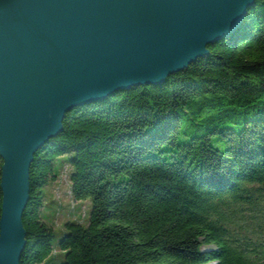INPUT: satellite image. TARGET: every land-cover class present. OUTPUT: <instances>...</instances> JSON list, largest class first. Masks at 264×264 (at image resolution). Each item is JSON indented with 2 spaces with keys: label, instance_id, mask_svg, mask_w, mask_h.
<instances>
[{
  "label": "trees",
  "instance_id": "trees-1",
  "mask_svg": "<svg viewBox=\"0 0 264 264\" xmlns=\"http://www.w3.org/2000/svg\"><path fill=\"white\" fill-rule=\"evenodd\" d=\"M207 50L160 85L65 114L29 167L19 264L54 253L39 212L63 166L90 209L64 223L60 264H264V1Z\"/></svg>",
  "mask_w": 264,
  "mask_h": 264
},
{
  "label": "water",
  "instance_id": "water-1",
  "mask_svg": "<svg viewBox=\"0 0 264 264\" xmlns=\"http://www.w3.org/2000/svg\"><path fill=\"white\" fill-rule=\"evenodd\" d=\"M255 0H0V264H19L35 152L66 113L162 84Z\"/></svg>",
  "mask_w": 264,
  "mask_h": 264
},
{
  "label": "rangeland",
  "instance_id": "rangeland-1",
  "mask_svg": "<svg viewBox=\"0 0 264 264\" xmlns=\"http://www.w3.org/2000/svg\"><path fill=\"white\" fill-rule=\"evenodd\" d=\"M188 130H190V128L186 123L180 124V134ZM66 158H68V156L57 159L55 168ZM42 192L44 200L39 215L42 221L50 227L53 232L52 248L54 251V253H51L44 260L43 264H60L63 261L64 252L58 248V242L64 232L63 225L67 221L86 225L90 203L88 200H73L70 193L69 168L67 166H63L57 180L52 183L48 182L42 188ZM257 232L261 235L264 234L263 229H258ZM257 232L254 237L258 236Z\"/></svg>",
  "mask_w": 264,
  "mask_h": 264
}]
</instances>
